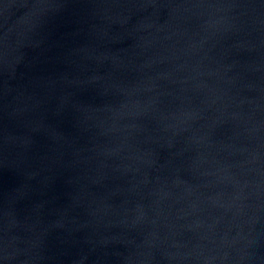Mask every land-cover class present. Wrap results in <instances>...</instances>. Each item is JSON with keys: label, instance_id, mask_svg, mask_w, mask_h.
I'll return each instance as SVG.
<instances>
[{"label": "water", "instance_id": "95a60500", "mask_svg": "<svg viewBox=\"0 0 264 264\" xmlns=\"http://www.w3.org/2000/svg\"><path fill=\"white\" fill-rule=\"evenodd\" d=\"M264 212V0H0V264H149Z\"/></svg>", "mask_w": 264, "mask_h": 264}]
</instances>
